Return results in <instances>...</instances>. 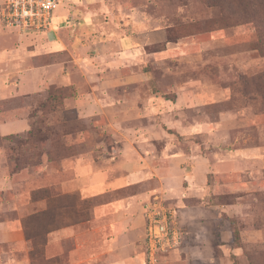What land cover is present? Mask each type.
Returning a JSON list of instances; mask_svg holds the SVG:
<instances>
[{"label": "rangeland", "instance_id": "obj_1", "mask_svg": "<svg viewBox=\"0 0 264 264\" xmlns=\"http://www.w3.org/2000/svg\"><path fill=\"white\" fill-rule=\"evenodd\" d=\"M115 4L113 23L143 41L126 61L96 63L88 80L67 57L50 55L41 44L50 30L20 33L0 23V72L58 64L77 82L0 101V120H29L27 131L0 136V233L9 234L0 239V264H62L46 258L49 233L91 220L96 204L131 196L143 204L144 217L146 206L157 201L174 210L179 228L207 223L214 242L195 252L194 264L220 259V246L224 264H264V0ZM80 24L75 17L68 21ZM137 152L183 157L179 163L189 167V176L199 158L210 170L205 182L189 177L173 185L168 192L175 198L168 200L154 179L136 186L121 181L120 166L132 162L123 155ZM87 175L100 185L89 197L62 188ZM182 187L190 196L180 202ZM44 188L60 196L46 213V202L31 198L39 199ZM33 214L28 233L46 244L44 255L31 259L23 222ZM19 235L28 254L16 246ZM186 247L171 250L159 264H182Z\"/></svg>", "mask_w": 264, "mask_h": 264}, {"label": "crops", "instance_id": "obj_2", "mask_svg": "<svg viewBox=\"0 0 264 264\" xmlns=\"http://www.w3.org/2000/svg\"><path fill=\"white\" fill-rule=\"evenodd\" d=\"M59 1L56 10L60 8V11L57 14L53 12L51 29L41 44H45L50 55L62 54L67 57V63L72 65L77 75L83 76L82 79L88 80L87 75L94 70V65L105 59L116 60L117 63L121 60L126 61L130 52L134 50L133 47L140 46L135 43L143 41L138 38L136 42L134 36L128 37V31L116 26L111 20L118 9L115 4L117 0H66V3L60 6ZM75 9L79 10L78 15L72 12ZM82 15H87V19H82ZM73 17L77 18L81 24L68 26V21ZM99 20L101 24L97 22ZM58 68V64H53L28 69L19 67L20 70L0 72V101L30 95L36 90L39 92L48 84L77 85L68 67L62 66L61 72ZM34 85L37 89L29 90ZM28 129L29 120L26 118L0 120V136L21 133ZM167 156L164 158L162 154L150 152L125 153L123 158L132 162L120 166L121 181L129 186H136L143 181L154 179L158 185L157 191H160L168 200L175 198V192H168L173 185L180 184L182 181L184 183L190 180L189 177L192 181L193 178L200 177L202 181H206L210 170L206 159H197L198 161L192 165V176H189V167L179 163V160L182 162L183 157L169 156V154ZM91 175L77 178L72 183H64L62 188L78 190L84 197H89L88 192L100 186L90 181ZM195 188L192 187L193 191ZM183 193L184 196H182ZM177 194L180 196L178 199L180 202L182 198L186 199L190 196L183 187L181 191H177ZM195 223L197 226L192 231H186L180 227L181 238L178 248L186 245L188 250L184 251V254H179L182 264H194L195 252L211 246L214 242V232H211L207 223L200 220ZM145 226L144 206L136 196L113 202H101L94 206L91 220L48 234L46 258H59L62 264H145L142 246ZM8 236V231L0 233V239L7 240ZM206 240L210 243H206ZM16 246L28 254V244L20 235L17 237ZM220 251V259L210 257L206 264H224L225 248L220 246ZM170 252L161 254L158 264ZM3 264L28 263L9 260Z\"/></svg>", "mask_w": 264, "mask_h": 264}, {"label": "built area", "instance_id": "obj_3", "mask_svg": "<svg viewBox=\"0 0 264 264\" xmlns=\"http://www.w3.org/2000/svg\"><path fill=\"white\" fill-rule=\"evenodd\" d=\"M57 5L58 0H1L0 23L20 33L47 32ZM145 220V264H158L161 254L180 246V228L174 210L157 201L146 206Z\"/></svg>", "mask_w": 264, "mask_h": 264}, {"label": "trees", "instance_id": "obj_4", "mask_svg": "<svg viewBox=\"0 0 264 264\" xmlns=\"http://www.w3.org/2000/svg\"><path fill=\"white\" fill-rule=\"evenodd\" d=\"M28 133L30 135V134H32V131L30 130ZM39 193H41V195L39 196V199H36V196H32L31 198H32L33 202H38L40 200H43L46 202L45 204H46L47 208L45 211H43V213H46L47 209L51 206L52 202H58V200L60 199V196L54 195V193L52 192V190L50 188H44ZM85 202L86 201L83 200L82 204L78 205L77 207L78 208L84 207ZM65 206L71 207L70 205H65ZM36 214H39V213H36ZM36 214L29 216L23 222V230H24L25 239L30 241V243H31V250L29 253L31 259L38 257L40 255L43 256L44 255V246L46 244V238L38 239V237L32 236L28 233V224L36 216ZM49 232L50 231H48L46 234H48Z\"/></svg>", "mask_w": 264, "mask_h": 264}]
</instances>
